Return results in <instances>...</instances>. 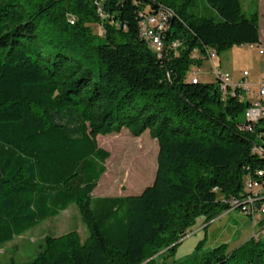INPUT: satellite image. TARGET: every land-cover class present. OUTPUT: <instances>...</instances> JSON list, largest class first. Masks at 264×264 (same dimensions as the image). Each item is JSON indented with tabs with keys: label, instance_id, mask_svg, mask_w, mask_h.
<instances>
[{
	"label": "trees",
	"instance_id": "16d2710c",
	"mask_svg": "<svg viewBox=\"0 0 264 264\" xmlns=\"http://www.w3.org/2000/svg\"><path fill=\"white\" fill-rule=\"evenodd\" d=\"M203 8L213 15L195 0H0V247L71 204L88 231L47 235L33 260L0 264H156L198 217L242 209L229 201L264 170V120L243 129L249 102L187 73L206 61L194 49L260 45L259 14L240 0ZM158 9L172 20L160 54L139 31ZM122 129L156 140L153 182L93 197L109 157L97 136ZM174 264H264V235Z\"/></svg>",
	"mask_w": 264,
	"mask_h": 264
},
{
	"label": "rangeland",
	"instance_id": "374dc122",
	"mask_svg": "<svg viewBox=\"0 0 264 264\" xmlns=\"http://www.w3.org/2000/svg\"><path fill=\"white\" fill-rule=\"evenodd\" d=\"M240 1L242 10L247 16L255 12L259 14V30L263 35L264 0ZM195 2L199 8L198 12L213 15V12L203 8L204 0H195ZM92 28L95 33H101L99 26L94 25ZM259 50L264 51V43L259 48L236 46L220 53L213 61L206 60L199 67L192 66L190 71L195 69L202 82L215 81L211 73L212 65L221 70L233 67L238 73L245 70L257 75L260 71ZM262 78L264 77H260L256 84ZM240 119L244 120V116ZM97 142L109 152V157L105 160L106 170L92 192L93 197L138 195L151 185L157 166L158 145L147 130L139 137H133L126 129H122L116 134L98 135ZM70 231H76L82 240L88 237V231L75 204L69 205L57 216L44 220L22 236L1 246L0 263L29 262L37 256L45 236H60ZM262 235H264V218L262 219L259 213L250 216L237 209H231L207 223H204L203 217H198L177 246L173 256L168 257L165 251H160L154 255V258L156 264H174L192 255L205 253L221 244L227 245V251H231L251 236L258 238Z\"/></svg>",
	"mask_w": 264,
	"mask_h": 264
},
{
	"label": "built area",
	"instance_id": "2783aa9c",
	"mask_svg": "<svg viewBox=\"0 0 264 264\" xmlns=\"http://www.w3.org/2000/svg\"><path fill=\"white\" fill-rule=\"evenodd\" d=\"M139 31L141 36L147 41L152 50L160 54L165 49V34L169 27V17L165 16L161 9L148 12L147 14H140ZM180 46L179 41L172 43L171 47L176 49ZM248 47H260V45H249ZM259 53H262L259 50ZM218 53L213 47H205L204 52L198 49H194L191 53V57L205 58L208 61H213L217 58ZM191 69V68H190ZM211 73L213 74L217 83L219 92L222 99H225L229 95L238 94L240 99H244L245 95L253 93V98L248 101L249 105L244 111V120L246 125L243 129L251 131L253 125L264 120V78L260 79L255 84V90H251L250 86L245 82L235 84L232 79V75L217 68L215 65L211 67ZM197 71L195 69L189 70L187 75L192 83L200 81ZM243 77L248 75L247 71H243ZM258 179H246L244 182V188L248 193L241 204L239 200L231 199L229 201L233 208H242L240 212L253 216L255 213L264 215V170L257 172Z\"/></svg>",
	"mask_w": 264,
	"mask_h": 264
},
{
	"label": "crops",
	"instance_id": "0c3cea01",
	"mask_svg": "<svg viewBox=\"0 0 264 264\" xmlns=\"http://www.w3.org/2000/svg\"><path fill=\"white\" fill-rule=\"evenodd\" d=\"M259 38H260V42H261L260 45H261L262 43H264V41H263L264 33H263V35H261L260 34V30H259ZM234 47H236V46H234ZM234 47H232L231 49H233ZM230 51H232V50H230ZM258 53H259V51H258ZM259 55L261 56L260 64H259V70L260 71H259V74H257V75H253L252 73L247 72L248 75L246 77H243L242 73L245 70H243L242 72L238 73L233 67L232 68L230 67L227 70H223V71H227V72H229L232 75V79H233V82L235 84H238L240 82H245V83H247L250 86L251 90H255L256 81L260 77H264V51H262V53H259ZM252 98H253V93H250L248 95H245L243 100L244 101H250ZM262 224L263 223H261L260 226H262Z\"/></svg>",
	"mask_w": 264,
	"mask_h": 264
},
{
	"label": "water",
	"instance_id": "95a60500",
	"mask_svg": "<svg viewBox=\"0 0 264 264\" xmlns=\"http://www.w3.org/2000/svg\"><path fill=\"white\" fill-rule=\"evenodd\" d=\"M171 24H172V20L170 21V25H169V27H168V30H167L166 34H165V40H166V38H167V36H168V32H169V30H170Z\"/></svg>",
	"mask_w": 264,
	"mask_h": 264
},
{
	"label": "bare ground",
	"instance_id": "6f19581e",
	"mask_svg": "<svg viewBox=\"0 0 264 264\" xmlns=\"http://www.w3.org/2000/svg\"><path fill=\"white\" fill-rule=\"evenodd\" d=\"M164 13V12H163ZM165 14V13H164ZM165 16H167L168 17V15L167 14H165Z\"/></svg>",
	"mask_w": 264,
	"mask_h": 264
}]
</instances>
